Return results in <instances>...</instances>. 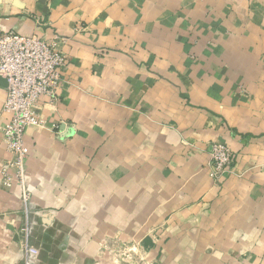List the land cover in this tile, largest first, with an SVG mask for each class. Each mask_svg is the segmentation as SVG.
<instances>
[{
  "label": "crops",
  "instance_id": "0c3cea01",
  "mask_svg": "<svg viewBox=\"0 0 264 264\" xmlns=\"http://www.w3.org/2000/svg\"><path fill=\"white\" fill-rule=\"evenodd\" d=\"M0 30L67 58L25 132L23 185L0 134V264H25L24 225L34 264H116L98 260L116 238L264 264V0H0ZM213 141L234 152L220 182Z\"/></svg>",
  "mask_w": 264,
  "mask_h": 264
},
{
  "label": "built area",
  "instance_id": "2783aa9c",
  "mask_svg": "<svg viewBox=\"0 0 264 264\" xmlns=\"http://www.w3.org/2000/svg\"><path fill=\"white\" fill-rule=\"evenodd\" d=\"M66 61L65 53L53 42L35 35L0 30V77L7 81L3 111L10 115L6 121L0 120V134L13 155V171H3L7 185L15 178L24 183L25 132L30 126H46L38 112V101L43 95L57 98V90L64 82L62 69ZM57 127L53 125V128ZM209 157V175L215 181L220 182L226 174L233 172L234 152L229 145L211 142ZM29 258L27 253L25 264H34Z\"/></svg>",
  "mask_w": 264,
  "mask_h": 264
},
{
  "label": "rangeland",
  "instance_id": "374dc122",
  "mask_svg": "<svg viewBox=\"0 0 264 264\" xmlns=\"http://www.w3.org/2000/svg\"><path fill=\"white\" fill-rule=\"evenodd\" d=\"M20 185L21 180L15 178ZM25 181V175H24ZM166 229V225H156L152 228L153 236H158L157 231ZM20 234L22 235L20 244L22 249V259L26 262V254L28 253L31 257V247L28 242L29 235V226L24 225L19 229ZM190 245V240L184 241H172L171 239H161L157 238L152 240H139V239H112V240H101L100 248L101 254L98 260L105 263H116V264H191L195 261L199 262L202 260V264H206L209 260L208 256L200 257L194 256L190 250L187 249V246ZM180 249L184 251V254L176 255L174 249ZM170 249L169 255L167 256L165 251ZM238 262L247 260L249 258L246 255L233 257ZM216 260L224 262V257H214ZM249 261V260H248Z\"/></svg>",
  "mask_w": 264,
  "mask_h": 264
},
{
  "label": "water",
  "instance_id": "95a60500",
  "mask_svg": "<svg viewBox=\"0 0 264 264\" xmlns=\"http://www.w3.org/2000/svg\"><path fill=\"white\" fill-rule=\"evenodd\" d=\"M0 83H1L2 85H4V86H7V81H6V79H4V78H2V77H0Z\"/></svg>",
  "mask_w": 264,
  "mask_h": 264
}]
</instances>
